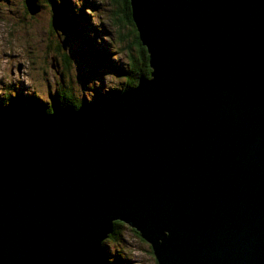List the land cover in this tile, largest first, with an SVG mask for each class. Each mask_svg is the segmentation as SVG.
Masks as SVG:
<instances>
[{"label":"water","instance_id":"95a60500","mask_svg":"<svg viewBox=\"0 0 264 264\" xmlns=\"http://www.w3.org/2000/svg\"><path fill=\"white\" fill-rule=\"evenodd\" d=\"M129 2L149 76L0 118V264H112L115 221L158 264H264V0Z\"/></svg>","mask_w":264,"mask_h":264},{"label":"rangeland","instance_id":"374dc122","mask_svg":"<svg viewBox=\"0 0 264 264\" xmlns=\"http://www.w3.org/2000/svg\"><path fill=\"white\" fill-rule=\"evenodd\" d=\"M49 1L39 0L40 12L31 15L24 0H0V93L32 94L48 101L51 94L70 89L77 101L95 104L104 94L119 90L125 82L120 71L87 57L85 51H111L107 55L114 56L119 67H130L131 55L139 53L132 27L125 21L124 2L69 0L65 9L64 0ZM50 3L68 11L73 33L53 30ZM85 37L91 40L90 47L82 44ZM123 239L121 244L105 241L112 260L119 254L124 264H158L150 245L139 235L126 228Z\"/></svg>","mask_w":264,"mask_h":264},{"label":"trees","instance_id":"16d2710c","mask_svg":"<svg viewBox=\"0 0 264 264\" xmlns=\"http://www.w3.org/2000/svg\"><path fill=\"white\" fill-rule=\"evenodd\" d=\"M51 1H54V0H51ZM67 1L68 2H66V0L63 1V4H65L64 5L65 9L68 8V4H69V0ZM117 1L118 3H120L121 1L123 2L126 1L125 21H127L132 27V33L134 34V37H135L134 43L138 47V53H139L138 56L131 55V58L129 59L130 67L126 68V67H119L117 63L114 61L115 57L112 55L110 56L107 55V54H111V51L107 52V50H105L102 52L98 48H94L92 51H85V54L87 57L96 58V60L102 63L103 65L112 66V68H117L125 78L124 85L119 90L110 91L109 94H104L106 95L104 99H108V100L113 99L116 95L115 93L119 94L120 92L125 91L128 88L136 86L140 76H149L151 72L147 49L145 46L141 44L138 38V32L131 18L130 2L129 0H117ZM24 3H25V0H24ZM65 11L68 12L67 10ZM79 26L82 27L83 23L79 22ZM76 32H77L76 35L81 36L80 31L76 30ZM82 44L84 46L90 47L92 45V42L89 38L85 37L84 39H82ZM58 49L59 50L61 49V45L59 44H58ZM94 51L96 53H94ZM82 56L84 57L83 54ZM137 67H139V72H133L132 70L136 69ZM104 99H101V100H104ZM16 104H19L21 106L42 107L47 112H51L55 107H63V106L71 105V104L76 107L80 106L81 101H77L75 99V96L70 89H62V91L59 90L58 92H56L55 95L51 94L50 99H48V101L42 100L32 94H26L23 96L15 97L12 92L4 90L2 93H0V118L5 112L11 110ZM126 228L130 229L136 235H139V233L135 229L127 227L123 222L115 221L113 223L112 232L108 235L107 239H105L102 242V244L105 245L106 244L105 241L107 240L115 242V244H121V242L124 241L123 233ZM121 259L126 261L124 258L120 257V255L118 254L116 256V259L110 260V262L112 264H124L120 262Z\"/></svg>","mask_w":264,"mask_h":264},{"label":"flooded vegetation","instance_id":"af4514ba","mask_svg":"<svg viewBox=\"0 0 264 264\" xmlns=\"http://www.w3.org/2000/svg\"><path fill=\"white\" fill-rule=\"evenodd\" d=\"M49 1V0H48ZM50 2V1H49ZM125 6V11H126V1H124V5H122V9H124ZM133 72H139V67H137L136 69L132 70Z\"/></svg>","mask_w":264,"mask_h":264},{"label":"clouds","instance_id":"9594fccd","mask_svg":"<svg viewBox=\"0 0 264 264\" xmlns=\"http://www.w3.org/2000/svg\"><path fill=\"white\" fill-rule=\"evenodd\" d=\"M51 4V3H50ZM82 103V102H81Z\"/></svg>","mask_w":264,"mask_h":264}]
</instances>
